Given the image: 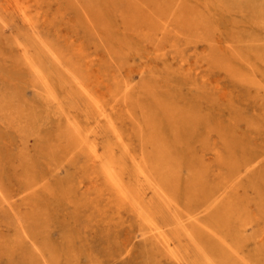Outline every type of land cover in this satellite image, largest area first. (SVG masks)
Masks as SVG:
<instances>
[{
    "label": "rangeland",
    "instance_id": "rangeland-1",
    "mask_svg": "<svg viewBox=\"0 0 264 264\" xmlns=\"http://www.w3.org/2000/svg\"><path fill=\"white\" fill-rule=\"evenodd\" d=\"M5 3L0 264H176L138 235L93 164V143L133 186L144 161L150 176H169L178 213L210 225L203 243L223 264H264V0ZM156 5L165 13L151 21ZM174 10L184 21L162 33Z\"/></svg>",
    "mask_w": 264,
    "mask_h": 264
},
{
    "label": "bare ground",
    "instance_id": "bare-ground-1",
    "mask_svg": "<svg viewBox=\"0 0 264 264\" xmlns=\"http://www.w3.org/2000/svg\"><path fill=\"white\" fill-rule=\"evenodd\" d=\"M12 2L17 4V3L21 2V0H6L5 4L7 6H9V4H12ZM5 4H1V5H3L1 7L5 6L7 8V6ZM134 5H137V4L135 3ZM11 8H13L14 10L17 9L15 7H11ZM27 8L28 7L26 5L21 6V7L19 6V9L22 11H25V9H27ZM154 9L156 10L155 13L151 9L152 12L154 13V15H152L150 18L151 21H156V19L158 17L154 18V16H159L158 13L159 14L165 13V10L162 6L156 5L154 7ZM137 10H139V12L144 11L142 8H137ZM17 13H19V12L17 11ZM173 13H174V15L172 17H170L171 19H168V18L162 19V23H163L162 33L167 32L168 28L170 27L169 25H171V23L179 24V23H182L184 21L181 18V16H180L181 13H179L178 10H176ZM190 15H191V13H190ZM192 15H194V13H192ZM0 20H3V18L0 17ZM23 20H24L23 22L26 23L28 26H32L35 23L33 15H31V14L25 15ZM8 25H10V24H8ZM175 27H177V26H175ZM173 30L174 29H172L171 32H173ZM152 33H153L152 29H147V30L143 31L141 35H143L144 37H148ZM203 33H204V30H203ZM177 38H178V36H177ZM41 44L43 47H45L47 50H49L50 53L53 54V56H55V57L57 56L55 53V51H56L55 48H51L48 45V43L45 42L44 40L41 42ZM21 49H23V51H24V55L26 57V60H30L31 48L29 47V45L24 44L23 48H21ZM30 69H31L33 74L35 73L36 78L41 83H43L45 85V87L47 88L46 94L44 95V97L46 99L55 100L56 97H55L54 93L51 91L52 89L49 86L48 74L44 71V69L40 65H38L36 62H31ZM36 87H38V85H36L35 88ZM85 93H86V91H85ZM87 93H86V95H87ZM89 98H91V97L89 96ZM91 124H92V122H91ZM79 133H80V131H79ZM83 141H84V139H83ZM88 148L93 153V164L95 166H100L103 169V177H104L105 185L108 188H111L114 191V193L121 198L123 203L129 207L130 212L139 221L140 229H139L138 235L143 240L155 241L156 245H157L156 247L160 248L167 255V257L170 258L176 264H223L220 260L215 258L214 254L211 251H209L203 243V239H202L201 235L204 234L205 231L215 234L214 233L215 231L210 227V225L204 224L202 219L199 216L197 217L194 213H190V214H183L182 212L178 213L179 204H178L177 200L175 199L173 193L171 191H169V189L166 187V185H168L169 176H168L167 181H166V179L164 180L163 177H161L162 179L160 180L159 178L150 176L148 163L146 161H144V163H143L141 160L142 163L139 161L141 164L137 165L138 170L136 172L138 186H133L128 180H126L127 177L125 178V176H124L125 172L123 170L119 169L118 166L115 163H113L111 160L108 161V155L105 152L100 151L99 148L97 147L96 143H93ZM81 149H83V150L85 149L84 145L81 147ZM133 163H134V161H133ZM157 167L158 166H156L155 168H157ZM171 171H172V169H171ZM233 172H231L232 175H233ZM228 173H230V172H228ZM243 174L245 175L244 172H243ZM239 175H240V173H239ZM161 176H162V173H161ZM236 176H237V174H235L234 177H236ZM175 178L176 177L174 176V179ZM224 179L223 180L226 181V178H224ZM237 179H239V178L237 177ZM163 181H166V184ZM227 182H229V181H227ZM239 182H235L233 184V187H234L233 190L236 189V187L238 185L237 183H239ZM171 184H173L175 186V181H173L172 183L170 182L169 185H171ZM221 186H223V185H221ZM239 186H241V185H239ZM203 193H204V191H203ZM225 195H226L227 199H229L227 204L228 205L232 204L234 200L231 199V196H228L227 194H225ZM219 197H221V196H219ZM215 198H216V196L214 197V199ZM202 201H203V199H202ZM215 201H217V200H215ZM209 202H210V200H209ZM209 202H208V204H209ZM235 204H236V202H235ZM238 205L240 208L241 207L240 203ZM243 206H244V204H243ZM176 207H178V208H176ZM235 207H236V205H235ZM205 209H207V208H205ZM247 212H248V210H247ZM245 214H246V212H245ZM238 220H239V218H238ZM126 252L129 254L130 249L129 250L127 249ZM219 256H220V254H219ZM224 258H226V257H224ZM222 259H223V257H222Z\"/></svg>",
    "mask_w": 264,
    "mask_h": 264
}]
</instances>
